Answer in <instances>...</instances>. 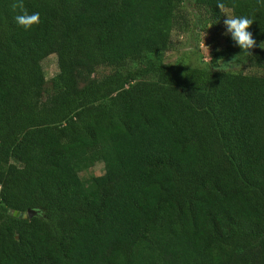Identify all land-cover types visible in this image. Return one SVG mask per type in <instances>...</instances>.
<instances>
[{
	"label": "trees",
	"instance_id": "16d2710c",
	"mask_svg": "<svg viewBox=\"0 0 264 264\" xmlns=\"http://www.w3.org/2000/svg\"><path fill=\"white\" fill-rule=\"evenodd\" d=\"M219 2L254 20L251 54L225 35L208 62H165L173 31L222 22ZM12 3L0 264H264V75L212 69L264 71V0H23L41 17L30 30Z\"/></svg>",
	"mask_w": 264,
	"mask_h": 264
},
{
	"label": "rangeland",
	"instance_id": "374dc122",
	"mask_svg": "<svg viewBox=\"0 0 264 264\" xmlns=\"http://www.w3.org/2000/svg\"><path fill=\"white\" fill-rule=\"evenodd\" d=\"M229 12V11H228ZM230 14V12H229ZM224 16L221 23L214 26L211 25L210 27L207 26L205 29L201 31L197 29L199 35L191 33L190 31L180 32V31H173L171 33V47L170 49L164 54L163 58L165 62H175L181 58L185 59L188 58L191 65L198 64L199 56L203 57L204 61H209L210 52L213 50L214 47L221 46L223 44V39L225 37L226 28L224 26ZM191 23H194V19L190 16ZM131 63H128V67ZM43 70L45 73L46 84L45 88L48 89L50 86V79L57 73V65H56V57L55 55L48 56L42 62ZM230 70L232 71H241L244 73H254L258 75H264V71L255 68H245L239 65H236L231 62ZM104 72V69L100 71V73ZM104 166L102 163H97L94 165L90 171L86 173H81V176H97L103 174Z\"/></svg>",
	"mask_w": 264,
	"mask_h": 264
},
{
	"label": "clouds",
	"instance_id": "9594fccd",
	"mask_svg": "<svg viewBox=\"0 0 264 264\" xmlns=\"http://www.w3.org/2000/svg\"><path fill=\"white\" fill-rule=\"evenodd\" d=\"M217 7L220 12L226 16L223 23L226 28L225 35H230L232 40L237 46L240 47L242 52H247L249 54L250 50L257 46L256 40L253 38V34L249 31L250 27L254 23V20L246 15L235 16L229 14L227 11V5L223 2H219ZM11 8L14 12H18L14 19L18 26L22 27L24 30H30L34 25H38L41 22V17L39 12L31 13L27 11L23 0H13ZM211 25H209L210 27ZM264 48V42L259 45ZM231 62L223 63L218 61L217 65L212 69L221 72H227L229 70Z\"/></svg>",
	"mask_w": 264,
	"mask_h": 264
},
{
	"label": "water",
	"instance_id": "95a60500",
	"mask_svg": "<svg viewBox=\"0 0 264 264\" xmlns=\"http://www.w3.org/2000/svg\"><path fill=\"white\" fill-rule=\"evenodd\" d=\"M37 212L38 211H36V210L28 209L26 211V213L15 211V212H13V215L17 216L19 218L27 219V218H32L33 216H35L37 214Z\"/></svg>",
	"mask_w": 264,
	"mask_h": 264
}]
</instances>
